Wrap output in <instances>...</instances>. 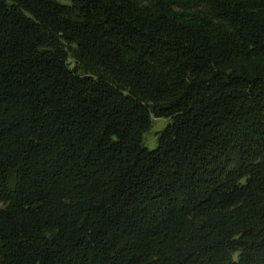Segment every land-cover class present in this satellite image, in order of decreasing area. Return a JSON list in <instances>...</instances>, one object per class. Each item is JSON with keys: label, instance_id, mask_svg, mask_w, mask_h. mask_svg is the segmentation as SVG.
I'll return each instance as SVG.
<instances>
[{"label": "trees", "instance_id": "1", "mask_svg": "<svg viewBox=\"0 0 264 264\" xmlns=\"http://www.w3.org/2000/svg\"><path fill=\"white\" fill-rule=\"evenodd\" d=\"M0 264H264V0H0Z\"/></svg>", "mask_w": 264, "mask_h": 264}, {"label": "rangeland", "instance_id": "2", "mask_svg": "<svg viewBox=\"0 0 264 264\" xmlns=\"http://www.w3.org/2000/svg\"><path fill=\"white\" fill-rule=\"evenodd\" d=\"M61 3L69 4V0H57ZM168 120L166 118H152V127L146 133H144L142 142L143 145L149 149H155L157 147L158 133L167 125Z\"/></svg>", "mask_w": 264, "mask_h": 264}]
</instances>
